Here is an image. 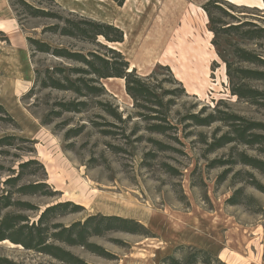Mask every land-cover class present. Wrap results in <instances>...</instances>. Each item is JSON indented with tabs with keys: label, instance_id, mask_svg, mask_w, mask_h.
Masks as SVG:
<instances>
[{
	"label": "rangeland",
	"instance_id": "obj_1",
	"mask_svg": "<svg viewBox=\"0 0 264 264\" xmlns=\"http://www.w3.org/2000/svg\"><path fill=\"white\" fill-rule=\"evenodd\" d=\"M54 1L64 16L73 12L123 31V42L109 46L126 58L128 71L135 68L142 78L154 72L150 82L158 87L157 94L175 89L171 97L175 104L170 111L173 127L160 134L150 131L148 122L137 115L138 109L126 94L124 80L117 77L102 79L108 94L102 98L116 104L123 118L132 115L125 125L118 124L116 129L107 126L108 117L96 116L99 110L95 107L79 114L62 113L51 124L42 125L53 102L70 99L72 94L48 88L28 94L34 69L42 70L61 60L46 53L30 57L26 35L43 38L53 46H90L72 38L42 34V25L51 22L43 18L24 22L27 28L22 30L8 0H0V21L6 26V30H0V104L14 120L0 119V137L13 135L32 140L28 143L15 139L13 146L3 148L8 152L0 154L4 167L0 171L16 168L20 160L39 161L42 167L32 164L25 170L23 182L40 179L57 195L23 198L41 208L61 201L83 207L57 218L60 223L84 221L95 214L115 215L135 219L149 231L148 236L113 230L91 235L88 241L103 247L108 252L106 257L79 245H64L87 264H163L167 255L185 260L193 248L208 251L219 261L214 264H264V193L248 183L252 178L247 173L262 185L264 174L236 164L220 179L227 167L211 163L227 159L232 146L208 151L207 143L217 127L220 130L216 136L226 127L219 122L203 127L190 125L184 118L189 113H209L218 106L264 122V109L230 93L225 68V61L235 68H256L238 62L232 49L239 46L264 57V40H246L234 33L213 35L201 9L208 0H125L122 6L114 0ZM224 1L226 13L213 8V16L227 23L251 22L256 25L249 26L253 29L264 25V0L257 7L237 5L241 9L233 12L229 9L232 2ZM8 30L13 37L9 36L10 43L6 38ZM249 82L264 89V83ZM0 115L5 117L1 112ZM61 122L66 124L57 127ZM80 126L82 133L65 137L68 129ZM256 146L236 148L264 159L258 151L261 145ZM31 147L34 151L25 153ZM239 187L243 188L240 203H228ZM180 246L184 248L178 249ZM0 254L26 264H60L15 247L8 240L0 243Z\"/></svg>",
	"mask_w": 264,
	"mask_h": 264
},
{
	"label": "trees",
	"instance_id": "obj_2",
	"mask_svg": "<svg viewBox=\"0 0 264 264\" xmlns=\"http://www.w3.org/2000/svg\"><path fill=\"white\" fill-rule=\"evenodd\" d=\"M122 6L125 0H114ZM13 10L20 28L26 30L24 22L31 19H47L50 23L43 24L41 33H50L65 38H72L78 44L89 45L90 47L75 48L53 46L45 39H38L33 35H26V44L29 46L30 57L37 53H46L61 60L60 63L34 69V81L28 90L31 96L36 89L48 88L64 93L72 94L70 99H57L51 105L50 111L44 116L42 125L51 124L62 113H83L90 108H97L99 117H108L106 125L116 129L118 124H126L132 115L123 118L117 105L111 101L103 99L107 97V91L102 84V79L121 78L124 80L126 94L133 105L138 109L137 115L148 122L147 128L155 133H165L168 127H173L170 122V111L175 104V89L163 90L157 94L156 87L150 80L154 77V72L146 77H140L135 68L129 69V62L116 48L109 44L123 42V31L115 25L96 21L88 17H82L69 12L62 15L55 7L54 0H8ZM224 0H208L201 5V9L207 15V25L213 35L223 33L229 35L234 33L246 40H264V25L256 27L255 24L246 21L237 23L224 22L222 17L213 16L211 9L216 8L226 13ZM229 9H241V6L229 3ZM230 13H227V15ZM247 27V28H244ZM101 38V40L99 39ZM100 50H103L102 53ZM235 58L240 63H248L256 68L233 67L231 62L225 61L226 76L230 84V93L242 101L256 105L264 109V89L258 88L251 82L264 83V57L255 54L250 50L234 46L232 49ZM166 68V67H165ZM168 70V68H166ZM170 73V70H168ZM169 96L167 101L165 97ZM0 112L5 115L1 120H14L6 113L3 105L0 104ZM185 120L187 124L196 126H210L217 122L226 127V130L218 136L213 132L208 144V151L217 150L220 147L231 145L229 157L227 159L213 160L212 165L220 164L226 166V170L221 174L220 179L225 177L233 165L239 164L249 167L264 174V159L248 154L244 150H238L237 145L258 148L259 154L264 156V122L255 121L250 118L214 107L209 113L203 112L189 113ZM97 126L95 121H92ZM61 122L57 127L65 125ZM221 126V125H220ZM220 130V129H219ZM135 129L132 131L134 132ZM83 132V126L68 129L65 137L71 138ZM103 133L112 134V130H102ZM15 139L24 142H32L26 138L13 135H3L0 137V154L6 153L3 148L13 146ZM203 141L207 142L205 139ZM33 147L25 153L33 152ZM32 164L39 161L34 158L20 160L16 168L8 167L5 171H0V242L8 240L15 247H20L26 251L34 252L44 258H49L60 264H87L78 256L71 253L64 245L82 246L88 251L106 257L108 252L103 247L90 243L88 238L91 235H103L106 231H124L130 234H140L148 236L149 231L136 221L122 216L115 215H90L84 221L77 220L68 225L60 223L57 218L67 213H75L83 207L71 201H61L46 204L43 208L40 205L25 200L23 197L32 195H42L54 197L56 191L49 189L46 183L37 180L23 182L25 170ZM4 167L0 164V170ZM4 174L1 176V174ZM240 174V172L235 173ZM252 180V184L261 193H264V184L253 179L252 173H247ZM240 196H243V188H237L233 195L229 197L228 203L234 205L240 203ZM250 198H248L249 200ZM34 214V218L31 215ZM184 248L183 246L178 249ZM190 248V247H188ZM194 249V250H193ZM192 254L185 260L167 255L163 259V264H203L219 263L218 259L208 251L193 248ZM0 264H26L23 261H14L8 255L0 254Z\"/></svg>",
	"mask_w": 264,
	"mask_h": 264
},
{
	"label": "crops",
	"instance_id": "obj_3",
	"mask_svg": "<svg viewBox=\"0 0 264 264\" xmlns=\"http://www.w3.org/2000/svg\"><path fill=\"white\" fill-rule=\"evenodd\" d=\"M230 2H232L236 5H241V6L242 5H252L254 7H257V6L262 4V0H230ZM14 21H15L16 26H17V22L15 19L13 20V25L15 27ZM0 30H2V31L6 30V26H5L4 22H2V21H0ZM6 32H8V37L6 36V38H7L8 42L10 43V37L12 35V32H10L9 30ZM11 38H13V37H11Z\"/></svg>",
	"mask_w": 264,
	"mask_h": 264
},
{
	"label": "bare ground",
	"instance_id": "obj_4",
	"mask_svg": "<svg viewBox=\"0 0 264 264\" xmlns=\"http://www.w3.org/2000/svg\"><path fill=\"white\" fill-rule=\"evenodd\" d=\"M68 194H69V193H68ZM73 195H74V194H73ZM4 241H5V240H4ZM4 241H3V242H4ZM0 243H2V242H0Z\"/></svg>",
	"mask_w": 264,
	"mask_h": 264
}]
</instances>
